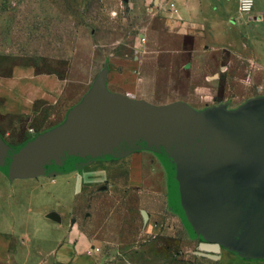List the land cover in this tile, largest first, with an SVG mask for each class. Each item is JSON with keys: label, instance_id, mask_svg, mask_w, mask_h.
Wrapping results in <instances>:
<instances>
[{"label": "rangeland", "instance_id": "374dc122", "mask_svg": "<svg viewBox=\"0 0 264 264\" xmlns=\"http://www.w3.org/2000/svg\"><path fill=\"white\" fill-rule=\"evenodd\" d=\"M214 1L216 13L235 18L237 35L229 37L241 35L235 48L213 43L211 26L193 35L173 0H0V76L24 64L56 71L77 105L107 68L110 91L154 104L184 101L197 112L214 106L237 112L264 98V6L242 14L237 0ZM15 120L2 127L12 147L31 139L28 129L41 131ZM98 160L96 170L57 176L64 183L60 212L93 247L97 264L224 263L202 252L250 262L223 245L203 246L212 241L194 233L172 204L171 174L158 152ZM79 179L85 185L69 207Z\"/></svg>", "mask_w": 264, "mask_h": 264}, {"label": "water", "instance_id": "95a60500", "mask_svg": "<svg viewBox=\"0 0 264 264\" xmlns=\"http://www.w3.org/2000/svg\"><path fill=\"white\" fill-rule=\"evenodd\" d=\"M107 81L106 68L64 123L23 145L0 135V170L10 180L55 177L151 149L170 171L172 204L212 241L203 246L264 257V98L237 112H197L184 101L154 104L110 91Z\"/></svg>", "mask_w": 264, "mask_h": 264}, {"label": "crops", "instance_id": "0c3cea01", "mask_svg": "<svg viewBox=\"0 0 264 264\" xmlns=\"http://www.w3.org/2000/svg\"><path fill=\"white\" fill-rule=\"evenodd\" d=\"M237 1L240 4V0ZM214 2L173 0L176 15L186 20V28L193 35L205 34V28L211 26L216 31L214 37L210 36L213 43L220 47L235 48L241 36H237L234 41L229 40L230 35H237V26L233 24L235 18L216 13L218 6L213 8ZM179 3L180 8L177 5ZM262 6L264 0H254L255 11ZM239 11L247 14L240 8ZM75 104L66 80L58 72L41 70L32 64L15 65L8 75L0 76V135L2 138L5 136L2 131L4 121L16 119L28 125L35 124L41 130L26 131L27 137L33 139L64 123ZM99 161L95 160L88 166H94ZM0 172L4 175L0 177V264H97L93 247L89 249L87 239L66 218V213L60 212L59 207L64 202L62 199L59 205L58 196L64 192V183L58 180L61 175L10 180ZM80 181L77 187L74 186V191H70L69 207L71 203L74 204V198L82 185H85ZM59 186L63 187L62 192H59ZM43 195L48 199L41 205L38 201ZM13 198L14 204H11ZM225 255L218 257L224 260L223 264H264V257H244L250 261L246 262L241 259H225Z\"/></svg>", "mask_w": 264, "mask_h": 264}, {"label": "built area", "instance_id": "2783aa9c", "mask_svg": "<svg viewBox=\"0 0 264 264\" xmlns=\"http://www.w3.org/2000/svg\"><path fill=\"white\" fill-rule=\"evenodd\" d=\"M254 7V0H240L239 8L244 13H249ZM33 131V128L30 129Z\"/></svg>", "mask_w": 264, "mask_h": 264}]
</instances>
